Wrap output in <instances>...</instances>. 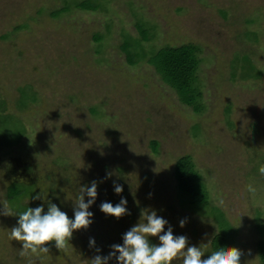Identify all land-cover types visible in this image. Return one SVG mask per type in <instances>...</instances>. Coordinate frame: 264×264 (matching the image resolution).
Returning <instances> with one entry per match:
<instances>
[{"label": "rangeland", "instance_id": "374dc122", "mask_svg": "<svg viewBox=\"0 0 264 264\" xmlns=\"http://www.w3.org/2000/svg\"><path fill=\"white\" fill-rule=\"evenodd\" d=\"M81 2L98 9H78ZM139 25L151 40H141ZM186 43L201 48L202 114L183 105L146 61L130 65L123 50ZM186 155L211 206L238 230L240 264H261L264 0H0V203L18 213L42 203L46 211L51 201L71 218L80 186L97 182L91 224L59 249L48 241L47 252L22 250L10 238L17 217L0 215V264H90L122 243L145 209L188 244L209 242L210 251L219 232L214 214L178 198L174 166ZM37 194L44 199H32ZM121 196L126 214L100 210Z\"/></svg>", "mask_w": 264, "mask_h": 264}, {"label": "clouds", "instance_id": "9594fccd", "mask_svg": "<svg viewBox=\"0 0 264 264\" xmlns=\"http://www.w3.org/2000/svg\"><path fill=\"white\" fill-rule=\"evenodd\" d=\"M110 175L106 171V177ZM113 185L115 193L122 192L123 186L120 183L114 180ZM96 188L95 180L80 186L71 218L51 201L47 203L46 211L42 203L18 213H13L7 203H0V215L17 217L10 238L22 241V250L47 252L48 241H53L54 246L59 249L65 246L75 230L87 228L91 224L93 213L89 208L95 202ZM32 199L44 197L37 194ZM126 203V199L121 196L115 205L104 201L99 207L103 213L119 218L127 212ZM185 222L186 218L181 219L179 225L183 227ZM150 237H156L158 243H152ZM187 242L185 235L173 234L171 225L164 217L157 215L155 210L145 209L141 211L138 223L123 233L122 243L111 245V251L106 256L94 255L89 262L109 264V260L114 259L115 264H173L175 259L182 257V264H240L241 250L237 247L216 245L209 251V242L199 246ZM94 244V239L90 238L89 248L94 247ZM96 251L99 252V249Z\"/></svg>", "mask_w": 264, "mask_h": 264}, {"label": "trees", "instance_id": "16d2710c", "mask_svg": "<svg viewBox=\"0 0 264 264\" xmlns=\"http://www.w3.org/2000/svg\"><path fill=\"white\" fill-rule=\"evenodd\" d=\"M77 8L86 11H95L98 9V7L91 6L86 2L79 3ZM61 11L53 16L60 15ZM138 29L142 41L146 42L151 40L141 25L138 26ZM123 50L126 52L127 61L130 65H136L139 62L138 59L146 61L160 75L163 82L174 90L183 105L191 108L196 114L204 113V95L199 77L202 63V58L200 57L201 48L199 45L186 43L175 47L165 46L149 53V51L147 52L144 49L134 51L131 45L125 44ZM158 147L159 143L157 141L152 142L154 153L158 152ZM174 177L177 182V193L181 205L192 211H198L201 209L198 206H203L204 208H209V215L213 217L212 214H214L213 218L216 219L214 220L217 222L219 232L212 239L211 249L216 245L236 246L238 230L230 223L221 209L211 206L208 187L190 155L180 157L176 161ZM8 194L10 196H19V193H10V190ZM257 230L260 236L257 243L259 259L261 264H264V224L260 222L259 218L257 220Z\"/></svg>", "mask_w": 264, "mask_h": 264}]
</instances>
